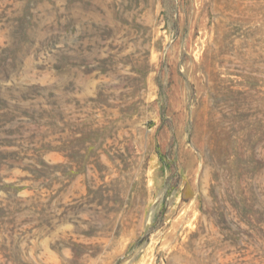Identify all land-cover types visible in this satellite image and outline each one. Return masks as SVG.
Returning <instances> with one entry per match:
<instances>
[{"label": "rangeland", "instance_id": "rangeland-1", "mask_svg": "<svg viewBox=\"0 0 264 264\" xmlns=\"http://www.w3.org/2000/svg\"><path fill=\"white\" fill-rule=\"evenodd\" d=\"M0 264H264V0H0Z\"/></svg>", "mask_w": 264, "mask_h": 264}]
</instances>
